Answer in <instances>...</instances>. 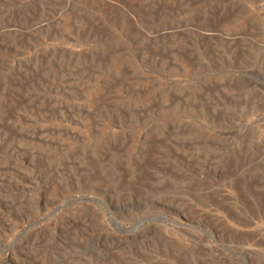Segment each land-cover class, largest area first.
Here are the masks:
<instances>
[{
  "label": "rangeland",
  "instance_id": "374dc122",
  "mask_svg": "<svg viewBox=\"0 0 264 264\" xmlns=\"http://www.w3.org/2000/svg\"><path fill=\"white\" fill-rule=\"evenodd\" d=\"M0 264H264V0H0Z\"/></svg>",
  "mask_w": 264,
  "mask_h": 264
}]
</instances>
